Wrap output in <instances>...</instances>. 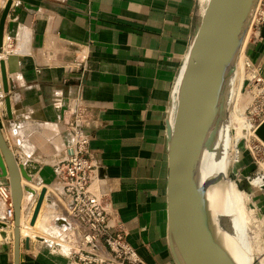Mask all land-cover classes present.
<instances>
[{
	"label": "crops",
	"instance_id": "0c3cea01",
	"mask_svg": "<svg viewBox=\"0 0 264 264\" xmlns=\"http://www.w3.org/2000/svg\"><path fill=\"white\" fill-rule=\"evenodd\" d=\"M201 4L13 0L0 57L18 56V71H8L18 101L12 98L14 119L0 106V123L18 163L32 177H22L23 185L36 191H26L22 202L20 264H73L56 246L67 210L56 163L80 133L77 120L90 137L92 188L127 240L150 264H185L169 209V111L202 23ZM260 33L245 51L264 72V23ZM239 154L234 169L243 176L252 173L245 147ZM43 188L45 200L30 225ZM5 210L0 196L1 217ZM45 214L50 220L42 228ZM13 226L8 223V234ZM14 255L12 236H0V264H14Z\"/></svg>",
	"mask_w": 264,
	"mask_h": 264
},
{
	"label": "water",
	"instance_id": "95a60500",
	"mask_svg": "<svg viewBox=\"0 0 264 264\" xmlns=\"http://www.w3.org/2000/svg\"><path fill=\"white\" fill-rule=\"evenodd\" d=\"M248 0H210L193 44L185 71L177 121L172 138L168 179V199L172 231L185 264H232L227 256L205 235L198 211V189L190 186L192 164L198 141L204 129V110L208 103L218 58L224 51L231 29ZM13 0H7L0 13V54L4 52V31ZM8 62V67L7 63ZM9 73L18 71V56L0 57V105L5 106L9 119H14L12 98L18 101L14 78ZM4 104V105H3ZM256 134L264 141V121ZM7 175L9 176L7 179ZM0 185L11 189L14 206L13 234L14 264L21 259V215L24 193L36 191L22 183V176L31 180L26 168L19 164L0 123ZM43 188L37 199L31 224H34L45 200ZM3 219V221L1 220ZM0 224L8 225L6 218ZM25 241L28 243L30 237Z\"/></svg>",
	"mask_w": 264,
	"mask_h": 264
},
{
	"label": "bare ground",
	"instance_id": "6f19581e",
	"mask_svg": "<svg viewBox=\"0 0 264 264\" xmlns=\"http://www.w3.org/2000/svg\"><path fill=\"white\" fill-rule=\"evenodd\" d=\"M200 1L203 12H205L210 0ZM6 2L7 0L0 1V6H5ZM256 2L257 0L247 1L238 20L231 29L230 33H233L232 36H235L234 38L237 40L236 48L233 52L227 54L222 52L216 63L208 103L204 110V129L197 144L190 178V186L199 190L195 199L201 203L198 214L203 231L232 264H264V247L262 245V247H258V236H256L257 224L264 220V214L251 207L247 190L241 188L230 177V171L237 162L236 147L237 159L239 154L237 141L240 137L246 135L248 130L247 126H244L246 123L243 125L241 122V115L236 114L235 105L243 84L244 61L246 60H244L245 43L241 46V39L247 28L249 26L252 28V17ZM246 40L248 39L246 38ZM187 65L188 62L175 89L169 111L172 138ZM8 177L7 175V179ZM2 179H4L3 176L0 177L1 181ZM8 190L11 191L10 188ZM1 220L3 221V219ZM49 220V215L45 214L40 227H46ZM35 223H30V225H35ZM7 229V225L0 224V236L2 238L8 235L12 236L13 228L10 234H8ZM23 233L29 234L30 232L24 228ZM179 251L183 258L180 249Z\"/></svg>",
	"mask_w": 264,
	"mask_h": 264
},
{
	"label": "built area",
	"instance_id": "2783aa9c",
	"mask_svg": "<svg viewBox=\"0 0 264 264\" xmlns=\"http://www.w3.org/2000/svg\"><path fill=\"white\" fill-rule=\"evenodd\" d=\"M264 23V0H257L252 17L254 36L260 37ZM249 71L247 86L254 103L264 100L263 67L247 57ZM257 127L264 121V109L254 117ZM85 123L77 120L80 133L69 149L68 155L56 163L62 194L67 199V210L62 216L57 250L66 254L73 264H150L127 240L126 232L112 219L103 196L92 188L94 180L93 163L90 158V137L84 132ZM83 129V130H82ZM77 130V129H76ZM249 151L254 170L246 175L253 192L264 194V141L256 134L251 143L245 145ZM0 196L6 203L4 218L8 223L14 220L12 193L0 185Z\"/></svg>",
	"mask_w": 264,
	"mask_h": 264
},
{
	"label": "rangeland",
	"instance_id": "374dc122",
	"mask_svg": "<svg viewBox=\"0 0 264 264\" xmlns=\"http://www.w3.org/2000/svg\"><path fill=\"white\" fill-rule=\"evenodd\" d=\"M1 1H5V0H1ZM1 10H2V8H1ZM1 10H0V13H1ZM254 28H255V26H252V28L249 26L247 28V30L249 32L246 30L243 38L241 39L242 40L241 46H243V44L245 43V45H244V54H245L244 60L245 59L246 60L244 61L243 84L241 86L240 93L236 98L235 111H236L237 115L239 114L238 116L241 115V117H240L241 122L243 123V125L246 123L244 126L245 127L247 126L246 128L248 130H247L246 135L240 137L239 140L237 141L238 142V148L240 151H241L242 146L245 147L246 144L251 143L252 138L254 137V135H256L255 126L257 125V123L254 121V117H256L257 113H259L260 111H262L264 109V100H261V101L258 100L253 105V106H255V111H253V112L251 111V108H252L251 104L253 103L252 102L253 97L248 92V86H247V79H248L249 71L247 69V57L248 56L246 55L245 50H246V46H247L248 42L251 39H253V36L255 33ZM232 35H233V33L231 35H229L227 42H226V46L223 48V50H224L223 53H225V54L233 52L234 49L236 48L237 40L234 38L235 36L233 37ZM246 35H247V37H246ZM248 35H250V36L248 37ZM230 36H232V37H230ZM246 38L248 40H246ZM241 46H240V48H241ZM0 94H1V92H0ZM2 112H4V110L1 109V107H0V113H2ZM242 116H243V119H242ZM248 154H249L250 159H252L249 151H248ZM236 160H237V147H236ZM238 160H240V154H239ZM230 177L233 178L241 188L243 187V189L247 190L246 192L248 193V199H249L251 207L254 208L256 211H260L264 214V194L258 193V196H256V194L253 192L249 182L247 181L246 175L243 176L238 170H235L234 167H232V169L230 171ZM263 223H264V220H262L260 223L257 224L256 236H258V238L257 237L256 238H257V244L259 243L258 247H262V246L264 247V224Z\"/></svg>",
	"mask_w": 264,
	"mask_h": 264
}]
</instances>
